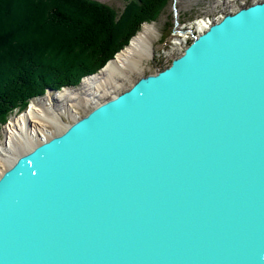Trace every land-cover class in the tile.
I'll return each instance as SVG.
<instances>
[{"label": "water", "instance_id": "95a60500", "mask_svg": "<svg viewBox=\"0 0 264 264\" xmlns=\"http://www.w3.org/2000/svg\"><path fill=\"white\" fill-rule=\"evenodd\" d=\"M196 29L2 171L0 264H264V0Z\"/></svg>", "mask_w": 264, "mask_h": 264}, {"label": "trees", "instance_id": "16d2710c", "mask_svg": "<svg viewBox=\"0 0 264 264\" xmlns=\"http://www.w3.org/2000/svg\"><path fill=\"white\" fill-rule=\"evenodd\" d=\"M168 4L129 0L117 12L96 0H0V126L46 88L98 72Z\"/></svg>", "mask_w": 264, "mask_h": 264}, {"label": "bare ground", "instance_id": "6f19581e", "mask_svg": "<svg viewBox=\"0 0 264 264\" xmlns=\"http://www.w3.org/2000/svg\"><path fill=\"white\" fill-rule=\"evenodd\" d=\"M195 24L202 29L208 25V20L203 18ZM157 34L155 23H144L129 44L100 72L85 77L80 87L47 92L32 99L24 113L13 117L4 126L3 139L0 140V174L22 149L33 145L37 138L51 136V127L58 126L61 131L67 125L62 121V115L69 113L75 116L77 103L97 104L102 96L117 89L131 74L142 70L153 56V40ZM63 96L70 102L59 110L55 109L54 101Z\"/></svg>", "mask_w": 264, "mask_h": 264}, {"label": "rangeland", "instance_id": "374dc122", "mask_svg": "<svg viewBox=\"0 0 264 264\" xmlns=\"http://www.w3.org/2000/svg\"><path fill=\"white\" fill-rule=\"evenodd\" d=\"M96 1L108 5L109 7L115 9L117 12H121L125 8L126 4L129 2V0ZM253 1L257 0H169V4L156 20L151 22H144L155 23L157 32L159 33L153 40L154 52L152 58L146 62L142 70L131 74L130 77L117 89H115L111 93L102 96L101 100L107 99L116 92L128 87L139 77L148 75L150 73H155L160 69L168 66L172 58L178 56L183 51V48L187 45V43L193 38L191 37V32L196 30L195 28L197 27L195 23L198 20L203 18H207L208 20L210 18H215L219 15H224L225 13L235 11L240 6L247 5L249 3H252ZM144 23L140 25L138 31ZM137 32L134 35H136ZM133 36L129 39L128 43L121 48V50H123L129 44ZM116 54L113 56V58H115ZM105 66H103L102 68H104ZM102 68L98 72H100ZM81 82H79V84L76 86H64L65 88L61 87L60 89L55 90L58 92L66 88H78L80 87ZM43 95H46V93H43L41 96ZM67 102H70L69 99L63 96L61 97V99L54 101V107L55 109L59 110V108H62ZM29 104L30 102L27 104L26 108L21 111L18 109H14L10 113L6 123L3 126H0V140L3 139V129L4 126L7 125V122H9L10 119H12L13 117L24 113L28 109ZM92 106L93 105L89 103H77V113L75 116H83L92 108ZM75 116L66 113L63 114L61 118L65 124H68L75 118ZM50 130L53 131V135L56 132L60 131V128L56 126L55 128L51 127ZM1 168L2 166L0 165V169Z\"/></svg>", "mask_w": 264, "mask_h": 264}, {"label": "built area", "instance_id": "2783aa9c", "mask_svg": "<svg viewBox=\"0 0 264 264\" xmlns=\"http://www.w3.org/2000/svg\"><path fill=\"white\" fill-rule=\"evenodd\" d=\"M222 15H219V16H217V17H215V18H210V19H208V24L209 23H211V21L212 20H217L218 18H220ZM206 20H207V18H206ZM208 26V25H207ZM196 29V28H195ZM198 33V30L196 29V30H194V31H192L191 32V37H194L196 34Z\"/></svg>", "mask_w": 264, "mask_h": 264}]
</instances>
